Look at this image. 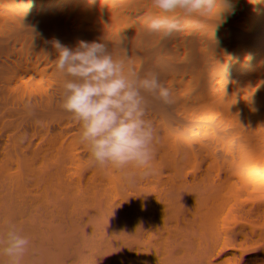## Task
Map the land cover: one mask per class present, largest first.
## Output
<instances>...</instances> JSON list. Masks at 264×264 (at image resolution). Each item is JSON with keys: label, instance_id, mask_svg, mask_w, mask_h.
Segmentation results:
<instances>
[{"label": "trees", "instance_id": "obj_1", "mask_svg": "<svg viewBox=\"0 0 264 264\" xmlns=\"http://www.w3.org/2000/svg\"><path fill=\"white\" fill-rule=\"evenodd\" d=\"M10 1L23 6L0 10V143L9 155L0 152V233L11 223L29 238L22 264H264L262 12L254 19L248 0H219L203 18L169 14L182 30L165 37L148 31L160 14L151 0L0 4ZM56 40L101 42L141 76L158 73L171 103L145 93L159 137L151 174L129 165L130 182L90 160L60 106ZM240 125L248 134L229 140Z\"/></svg>", "mask_w": 264, "mask_h": 264}, {"label": "clouds", "instance_id": "obj_2", "mask_svg": "<svg viewBox=\"0 0 264 264\" xmlns=\"http://www.w3.org/2000/svg\"><path fill=\"white\" fill-rule=\"evenodd\" d=\"M219 0H151L159 15L148 17L150 33L165 37L181 31L180 19L169 15L179 11L185 17L211 15ZM224 2L230 7L228 0ZM199 27V23L195 24ZM56 69L64 76L61 108L80 126L79 140L89 150L94 165H109L134 182L129 165L151 174L154 144L159 142L151 120L145 119L148 102L145 93L165 104L171 103L170 90L159 81L158 73L138 74L124 58H114L106 44L80 40L76 47L54 41ZM32 114L31 102L26 103ZM43 126V121H36ZM28 138L25 132L21 143ZM30 240L15 224L0 233V254L8 264H22Z\"/></svg>", "mask_w": 264, "mask_h": 264}, {"label": "bare ground", "instance_id": "obj_3", "mask_svg": "<svg viewBox=\"0 0 264 264\" xmlns=\"http://www.w3.org/2000/svg\"><path fill=\"white\" fill-rule=\"evenodd\" d=\"M74 0H67L65 3L66 4H69L70 2H73ZM78 1V0H77ZM76 1V2H77ZM250 2V5H251V12L253 13L254 15V19L258 18L259 14L258 12L261 11L262 12V18H264V0H248ZM88 5V2L82 0L81 1V4L79 5L80 7H86ZM22 3H20V1H17V2H14V1H10V3H3V4H0V10L1 11H6V10H12V9H15V8H22ZM263 22V21H262ZM261 24V23H260ZM260 24L256 25V26H259ZM255 26V27H256ZM264 26V24L262 23L261 26H260V29ZM261 35L262 34H257L255 35V37L257 39H260L261 38ZM258 51H259V54L261 55L262 54V51H263V48H262V44L259 43L258 44ZM217 93L219 94H222L220 92L217 91ZM214 104V103H213ZM214 105H218L217 103H215ZM223 106V105H222ZM237 134L233 135L231 138H229V140H232L234 138H236L237 136H242L244 134H248L246 132V130H243V127L242 125H240V129L238 132H236ZM4 137L3 136H0V141L3 139ZM258 140H261V139H258ZM227 145V144H226ZM225 145V146H226ZM0 152L3 154L4 157H7L9 156L7 154V152L2 148L1 146V143H0Z\"/></svg>", "mask_w": 264, "mask_h": 264}]
</instances>
